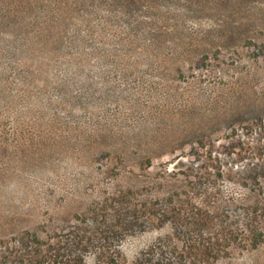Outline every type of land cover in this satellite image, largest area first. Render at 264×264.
<instances>
[{
	"label": "rangeland",
	"instance_id": "obj_1",
	"mask_svg": "<svg viewBox=\"0 0 264 264\" xmlns=\"http://www.w3.org/2000/svg\"><path fill=\"white\" fill-rule=\"evenodd\" d=\"M134 4L34 69L0 34V264H264V0Z\"/></svg>",
	"mask_w": 264,
	"mask_h": 264
},
{
	"label": "trees",
	"instance_id": "obj_2",
	"mask_svg": "<svg viewBox=\"0 0 264 264\" xmlns=\"http://www.w3.org/2000/svg\"><path fill=\"white\" fill-rule=\"evenodd\" d=\"M135 2L138 0H0V27H3L0 28V34L3 33L6 39L12 38L10 44L14 46L16 53L22 55L15 64L24 69L26 65L32 67L31 63L27 64V59H34L35 65L42 64L40 60L53 59L59 54L53 52L52 48L57 47L61 51L62 47L68 46L72 42L78 47H82L83 50L91 45L100 48V50L107 48L109 41L104 38V29L105 32L107 30L106 27L104 28L105 20L102 18L104 9L116 6L123 8V13L128 15L127 12L133 13L132 8L135 9L137 5L134 4ZM123 3L125 4L123 5ZM130 3L134 6L129 5ZM56 6L57 8H55ZM77 16L83 17L85 28L77 27L80 30L74 31L75 38L73 39L72 36H64V32L68 33L67 30L70 26L68 18ZM120 16L123 17V14L120 13ZM73 57V60L76 61L88 59V57H78L77 55ZM72 58H67V60ZM29 71L33 72V70ZM23 72L25 73V70ZM25 74L27 76V73ZM1 83H4L3 90L7 92V88L10 87L9 80L3 77ZM78 83L72 84L69 89L79 93L76 88ZM17 88L19 89L20 85ZM4 98L7 107L16 104L17 96L14 94H4ZM69 229L67 236L72 235L73 230L77 235L80 233L72 225ZM41 233L42 231L37 236L39 237Z\"/></svg>",
	"mask_w": 264,
	"mask_h": 264
}]
</instances>
